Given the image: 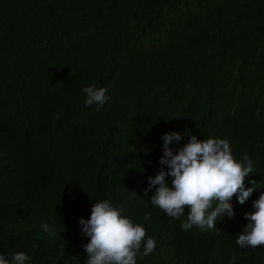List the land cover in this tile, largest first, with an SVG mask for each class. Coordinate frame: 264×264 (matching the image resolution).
I'll return each instance as SVG.
<instances>
[{
    "label": "trees",
    "instance_id": "obj_1",
    "mask_svg": "<svg viewBox=\"0 0 264 264\" xmlns=\"http://www.w3.org/2000/svg\"><path fill=\"white\" fill-rule=\"evenodd\" d=\"M118 32L124 45L150 46L131 59L136 73L125 79L126 89L152 92L150 111L140 112L142 141L131 151L119 144L107 151L97 140L116 124L115 104L87 108L80 94L91 80L121 94ZM53 129L69 137L70 149L49 159L41 154ZM172 131L183 134L174 149L193 134L226 138L237 161L247 154L253 162L245 187L254 179L257 190L244 204L234 196L235 215L225 213L216 230H184L187 208L173 218L151 203L148 178L157 173L138 170L154 157L146 150L163 155L162 136ZM261 192L264 0H0V247L9 260L23 251L26 264H87L90 238L79 220L107 200L157 242L146 257L142 245L137 264H264V245L236 244Z\"/></svg>",
    "mask_w": 264,
    "mask_h": 264
},
{
    "label": "clouds",
    "instance_id": "obj_2",
    "mask_svg": "<svg viewBox=\"0 0 264 264\" xmlns=\"http://www.w3.org/2000/svg\"><path fill=\"white\" fill-rule=\"evenodd\" d=\"M115 37L114 71L122 76L121 94L114 96L111 87L105 82L86 81L80 86L83 103L87 108H109L113 103L118 110L116 124L109 129L100 131L97 140L104 143L105 149L119 144L135 150L142 141V130L147 117L141 110L151 106V88L135 87L126 89L125 79L136 73V64L131 59L144 50L148 51L149 44L142 48H134L123 44V38ZM145 51V52H146ZM111 75V66H110ZM150 105V106H149ZM152 108V107H151ZM182 133L172 131L164 133L163 155L158 151L148 149L154 155L151 161L146 156L138 172H143L150 165V172L157 174L149 179V189L155 187L151 203L162 209L169 217L179 218L187 212V222H181V228L188 230L198 226L201 229H213L218 219L226 213L229 217L235 215L231 200L234 196L240 204H244L257 190L256 180H250V187H245V178L254 173L253 162L247 154L243 162L237 161L232 154L231 145L226 138L209 137L197 139L191 135L182 147L174 149L170 145L182 139ZM69 138L56 129L49 131L43 141V153L46 158H57L61 152L70 149ZM160 159L161 168L154 163ZM164 165V166H163ZM172 179V187L166 182V177ZM158 186V187H157ZM149 189H145L147 194ZM255 211L245 213L249 220L245 228L239 232L236 244L241 248L264 245V192L253 201ZM2 213V211H1ZM122 206L114 207L109 201H95L90 218H80L82 234L90 239L83 248L87 255V264H137V255L143 245V256H148L156 248L153 237L146 238V230L141 223H134L124 216ZM145 216L144 219H148ZM44 232L55 234V229L47 223L41 225ZM10 255L0 247V264H26L30 257L23 251Z\"/></svg>",
    "mask_w": 264,
    "mask_h": 264
}]
</instances>
